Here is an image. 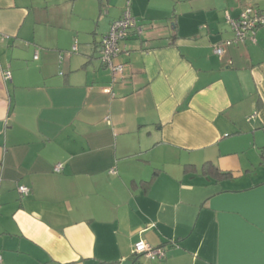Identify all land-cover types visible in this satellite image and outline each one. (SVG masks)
<instances>
[{
	"label": "crops",
	"instance_id": "1",
	"mask_svg": "<svg viewBox=\"0 0 264 264\" xmlns=\"http://www.w3.org/2000/svg\"><path fill=\"white\" fill-rule=\"evenodd\" d=\"M124 5L0 0V264H264V0H131L113 81Z\"/></svg>",
	"mask_w": 264,
	"mask_h": 264
},
{
	"label": "built area",
	"instance_id": "2",
	"mask_svg": "<svg viewBox=\"0 0 264 264\" xmlns=\"http://www.w3.org/2000/svg\"><path fill=\"white\" fill-rule=\"evenodd\" d=\"M131 0H125V5L120 17L113 20L109 31L104 34L100 41L99 59L111 73L112 80L120 78L124 71V64L116 61V57L121 51V42L124 41L130 31L136 27V18L130 8ZM226 22L232 28L234 33V42L249 39L255 42L256 31L260 27H264V10L256 6H246L237 18L226 15ZM228 42V41H227ZM223 46L216 45L214 52L216 54L223 53ZM5 78H10L8 70L3 71ZM61 164L54 167V171L61 170ZM18 191L22 194H27L29 189L20 185ZM134 253L143 254L148 258H163L165 250L162 247H153L143 240H139L132 245Z\"/></svg>",
	"mask_w": 264,
	"mask_h": 264
},
{
	"label": "trees",
	"instance_id": "3",
	"mask_svg": "<svg viewBox=\"0 0 264 264\" xmlns=\"http://www.w3.org/2000/svg\"><path fill=\"white\" fill-rule=\"evenodd\" d=\"M261 10H263V9H261ZM238 16L233 17V18H237ZM261 158L264 161V146L261 148ZM201 174L203 176H206L209 179H214V180H220V179L232 176V174L230 172L223 171V170L219 169L217 166H215L211 162H205V165L203 166V168L201 170Z\"/></svg>",
	"mask_w": 264,
	"mask_h": 264
}]
</instances>
